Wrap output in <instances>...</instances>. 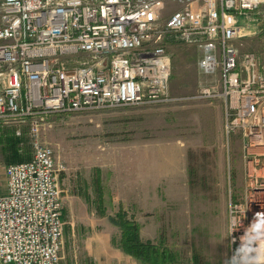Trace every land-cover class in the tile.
I'll return each mask as SVG.
<instances>
[{"label": "built area", "instance_id": "built-area-1", "mask_svg": "<svg viewBox=\"0 0 264 264\" xmlns=\"http://www.w3.org/2000/svg\"><path fill=\"white\" fill-rule=\"evenodd\" d=\"M0 0V140L28 129L29 159L6 166L0 264H60L63 167L43 140L51 115L168 103L172 41L197 48L225 105V132L244 139L245 193L231 201L230 264H264V60L236 42L264 0Z\"/></svg>", "mask_w": 264, "mask_h": 264}, {"label": "rangeland", "instance_id": "rangeland-1", "mask_svg": "<svg viewBox=\"0 0 264 264\" xmlns=\"http://www.w3.org/2000/svg\"><path fill=\"white\" fill-rule=\"evenodd\" d=\"M180 8L168 0L164 18ZM242 34L239 53L264 60V8ZM167 49L168 103L51 115L43 123V140L63 167L61 264H141L115 252L121 232L112 219L121 211L140 225L144 242L174 253L175 264H230L229 205L245 193V141L226 134L223 101L201 98L211 79L199 71L197 48L171 41ZM20 130L21 137L7 129L0 140V194L9 141L20 139L21 160L32 155L28 129ZM106 233L112 242L103 246L96 239Z\"/></svg>", "mask_w": 264, "mask_h": 264}, {"label": "trees", "instance_id": "trees-1", "mask_svg": "<svg viewBox=\"0 0 264 264\" xmlns=\"http://www.w3.org/2000/svg\"><path fill=\"white\" fill-rule=\"evenodd\" d=\"M11 139L8 148L11 151V157L8 164L18 163L23 160L20 158V149L18 148L20 139ZM90 201V198H88ZM102 203V202H101ZM112 223L119 227L121 235L118 243L119 249L127 256L137 260L141 264H175L176 256L162 245H156L152 242H144L140 235V225L132 220L124 211L119 212Z\"/></svg>", "mask_w": 264, "mask_h": 264}, {"label": "crops", "instance_id": "crops-1", "mask_svg": "<svg viewBox=\"0 0 264 264\" xmlns=\"http://www.w3.org/2000/svg\"><path fill=\"white\" fill-rule=\"evenodd\" d=\"M63 219H64V213H63ZM65 221V220H64ZM66 224V223H65ZM81 230V229H80ZM99 243H102L101 245H103V246H106L108 243H110V242H112V235H109V234H103V236L101 237V238H99L98 236H97V239H96ZM64 247H65V245H64ZM86 249V251H87V249H88V247H86L85 248ZM118 255V257L120 258L121 256H123V255H125L121 250H116L115 251ZM87 253H88V255L90 256V251L88 250L87 251ZM127 256V255H126ZM129 257V256H128ZM63 260V259H62ZM60 264H61V262H60Z\"/></svg>", "mask_w": 264, "mask_h": 264}]
</instances>
